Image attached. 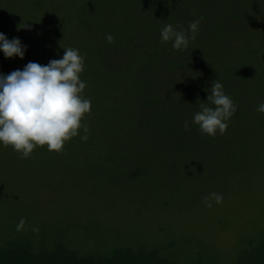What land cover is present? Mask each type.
Instances as JSON below:
<instances>
[{
	"label": "rangeland",
	"instance_id": "374dc122",
	"mask_svg": "<svg viewBox=\"0 0 264 264\" xmlns=\"http://www.w3.org/2000/svg\"><path fill=\"white\" fill-rule=\"evenodd\" d=\"M262 2L261 16L245 31H232L231 52L234 48L240 55L248 41L256 45L264 36ZM232 6L227 0H0V32L7 29L3 34L9 40L19 38L27 45L24 59H6L0 52V73L23 70L29 62L47 65L62 58L64 47H73L84 57V96L92 102L82 122L89 129L87 141L77 136L62 153L44 146L22 159L11 147L0 146L1 245L27 242L38 252L62 243L80 256H111L121 247L159 249L174 264H236L247 244L259 242L264 114L251 109L246 115L253 120L232 117L224 135L187 138L178 129H185L193 113L185 115L181 108L178 117L164 123L160 112L167 114L168 102L162 99L158 106L146 79L155 52L167 49L160 41L164 25L187 29L204 15L197 43L211 51V41L201 37L206 30L212 39L216 35L223 51L227 36L211 24H235ZM192 65L176 74L152 67L150 78L178 103L198 87L192 85L193 75L202 66ZM212 67L221 65L216 61ZM212 67L204 70L207 83ZM258 67L263 76H256L264 80V60ZM257 91L264 96V87ZM242 102L250 106L252 98ZM163 123L179 143L162 147L168 137L149 126L159 124L163 130ZM212 192L223 201L209 208L203 197ZM21 218L26 228L17 231Z\"/></svg>",
	"mask_w": 264,
	"mask_h": 264
},
{
	"label": "clouds",
	"instance_id": "9594fccd",
	"mask_svg": "<svg viewBox=\"0 0 264 264\" xmlns=\"http://www.w3.org/2000/svg\"><path fill=\"white\" fill-rule=\"evenodd\" d=\"M203 17L189 22L187 29L182 25L166 24L160 31V41L171 43L175 51L189 49L199 33ZM109 43L113 37H106ZM62 58L50 60L47 65L29 62L23 70L10 74L0 73V146L11 147L22 159L29 158L38 147H47L49 152L62 153L66 142L79 136L87 141L89 129L82 122L91 113V99L84 96L87 87L81 79L85 70L84 57L79 49L64 47ZM27 45L19 38L9 40L0 33V52L6 59H24ZM208 102H200L199 111L190 121L184 122L185 131L190 125L198 126L201 134L215 137L224 135L237 105L224 91L223 84L213 82ZM256 111L264 114V103L256 106ZM81 129L83 135H81ZM220 204L221 194L212 192L203 197L206 207L212 202ZM26 228L24 218L19 220L17 231ZM38 231V228H33Z\"/></svg>",
	"mask_w": 264,
	"mask_h": 264
},
{
	"label": "trees",
	"instance_id": "16d2710c",
	"mask_svg": "<svg viewBox=\"0 0 264 264\" xmlns=\"http://www.w3.org/2000/svg\"><path fill=\"white\" fill-rule=\"evenodd\" d=\"M232 6V10H230V15L237 21L235 24H228L224 27L214 26L211 24L212 27L216 28L217 32L222 31L225 32L227 39L225 42H222V49L220 51V45L216 42V35L213 36V39L207 33V31H203L202 38L206 43V40L211 41V51L204 49L201 44L197 43V40L190 43V47L184 51H175L172 49L171 43H168L166 46L167 49H162L158 53L155 52V55L152 57V62L149 64L150 72H146L147 74V83L151 87L150 90L156 92L154 94L157 96L156 103L158 106L163 104L162 99L168 105V112L167 114H162L163 122L165 120L178 117L179 109L182 108L181 111H186L185 115H189L191 113H195L199 111V103L208 102V96L210 95V91H206V89H211L213 82L218 80L223 84L224 91L228 94L232 100L237 105V111L233 116L237 120H245L249 122V120H253L252 116L247 117L246 112L253 109L254 112L256 111V106L259 103H264V96L261 95L257 89L260 91L262 87H264V80L260 77L256 76L257 73H263L262 68L258 67L259 63H263L264 60V36L258 39L257 44L247 42V47H244L241 51V54L238 55L234 48L231 50L228 47V41L233 39V32L236 31H245L247 28V24L253 23L254 19L258 16H261L258 10L259 2L261 0H227ZM264 3V2H262ZM264 12V7L261 8ZM204 20H206L205 16L203 15ZM11 27L10 24L6 23ZM3 25V26H5ZM2 26V25H1ZM209 25H206V27ZM30 28H33L31 25ZM7 29H2L0 33H4ZM14 30V29H13ZM13 34V31H12ZM12 36V35H11ZM9 37V34L7 35ZM215 39V40H214ZM220 43V42H219ZM33 42L29 45L33 47ZM250 44V45H249ZM28 45V48H29ZM127 49L131 48V46H125ZM208 47V46H207ZM204 49V50H203ZM239 51V52H240ZM222 52V53H221ZM238 52V53H239ZM235 58H239V61L236 65L232 64V60ZM167 61V67H165V62ZM227 60V63H225ZM230 60V63H229ZM218 61L221 65L220 68L213 69L214 63ZM197 63L200 64V70L195 72L193 75V86H198L189 98H186L183 101L177 102V98H173L171 96H165L159 89L155 88L156 86V79L150 78V74L152 75V67L158 68H166L163 70L165 73L169 71V73L176 74L177 69H184L185 67L193 68L192 64ZM206 67L209 69H213V76L209 79L210 83H207V79L204 77V70ZM156 69V70H157ZM264 70V69H263ZM262 71V72H261ZM262 75V74H261ZM263 76V75H262ZM258 82H263L258 83ZM262 86V87H260ZM190 88L186 86L184 88L186 91ZM182 91L180 90V93ZM179 96V95H178ZM251 97L252 103L250 106L244 105L242 100L245 97ZM244 97V98H243ZM151 101L143 102V105H149ZM173 105V107L169 105ZM184 109V110H183ZM181 112V113H183ZM250 114V113H249ZM246 115V116H245ZM245 116V118H242ZM168 117V118H167ZM191 120V119H190ZM163 123L164 129L157 124H154L151 127L152 130H157L159 134L164 133L168 138L164 141V145L162 146L165 148L170 147L174 143H179L180 139L172 137L174 133L172 130L165 127ZM149 124V123H148ZM141 127V126H140ZM148 127V126H147ZM191 130L185 131V129H178V131H183L186 134L187 138H194L198 137L200 141L204 139V135L198 129V126L195 124L190 125ZM145 130V126H143ZM170 134V136H168ZM196 134V135H195ZM154 145V144H153ZM150 146V145H149ZM29 246L27 242H18V241H9L7 245L0 244V264H174L167 260L166 258H162L159 249L153 250H145V249H132L130 247H121L116 248L113 251L111 256L105 255L104 253H93L92 255L87 256H80L76 251L66 249L64 244L58 243L54 246V249L50 248H43L38 252H34V250ZM236 264H264V231L261 232L259 242H250L247 244L246 249L238 258Z\"/></svg>",
	"mask_w": 264,
	"mask_h": 264
}]
</instances>
